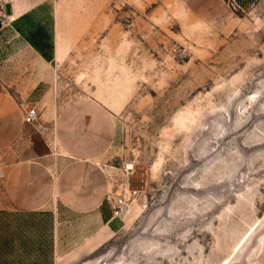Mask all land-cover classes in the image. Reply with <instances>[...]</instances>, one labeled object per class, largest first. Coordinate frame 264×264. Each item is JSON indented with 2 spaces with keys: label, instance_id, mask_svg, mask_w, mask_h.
<instances>
[{
  "label": "rangeland",
  "instance_id": "obj_1",
  "mask_svg": "<svg viewBox=\"0 0 264 264\" xmlns=\"http://www.w3.org/2000/svg\"><path fill=\"white\" fill-rule=\"evenodd\" d=\"M39 1V108L113 112L114 221L9 212L0 264H264V0Z\"/></svg>",
  "mask_w": 264,
  "mask_h": 264
},
{
  "label": "crops",
  "instance_id": "obj_2",
  "mask_svg": "<svg viewBox=\"0 0 264 264\" xmlns=\"http://www.w3.org/2000/svg\"><path fill=\"white\" fill-rule=\"evenodd\" d=\"M55 16L45 1L0 0V234L9 212L42 214L58 235L66 225L80 230L81 218L105 229L114 221L107 167L113 112L98 101L76 102L53 119L39 108L53 74L44 48ZM35 106L40 119L27 124L25 110Z\"/></svg>",
  "mask_w": 264,
  "mask_h": 264
},
{
  "label": "built area",
  "instance_id": "obj_3",
  "mask_svg": "<svg viewBox=\"0 0 264 264\" xmlns=\"http://www.w3.org/2000/svg\"><path fill=\"white\" fill-rule=\"evenodd\" d=\"M24 115H25V122L27 124H30V125L37 124L39 119H40V112L37 109V107L27 108L25 110ZM5 176H6V169L2 164H0V179L5 178ZM126 178H127V180L130 179L129 172H128V174H126Z\"/></svg>",
  "mask_w": 264,
  "mask_h": 264
}]
</instances>
